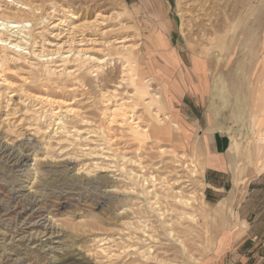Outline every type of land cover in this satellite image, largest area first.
Instances as JSON below:
<instances>
[{"label":"rangeland","instance_id":"obj_1","mask_svg":"<svg viewBox=\"0 0 264 264\" xmlns=\"http://www.w3.org/2000/svg\"><path fill=\"white\" fill-rule=\"evenodd\" d=\"M28 2L40 10L33 22L36 46L48 38L43 34L48 28L39 27L49 17V23L61 15L67 22L69 10L80 24L99 14L101 24L87 36L94 40L90 55L103 62L71 61L67 67L75 75L58 85L52 78L53 84L43 86L13 66L0 74V82L10 81L0 86V145L24 160L13 167L0 156V264H51L54 258L55 264H264V0ZM3 3L6 12L15 11L10 0ZM62 29L47 32L62 34ZM163 35L191 59L196 83ZM120 37L128 38V55L115 50ZM125 59L134 62L140 94L129 82L114 85ZM158 73L162 82L176 74L175 86L206 99L193 108L192 118L203 131L211 125L210 149L219 142L222 172L205 166L201 128L190 153L172 143L174 137L186 141L189 131L168 114L178 135L166 124L167 135L136 138L128 121L106 122L108 92L114 96L111 105L123 103L140 127L149 124L144 103L154 93L167 113L170 102L163 98ZM44 93L54 104L36 100ZM159 117L164 120L165 112ZM28 198L37 200L32 209ZM44 228L60 232L51 244L58 249L14 248L20 234L35 236Z\"/></svg>","mask_w":264,"mask_h":264},{"label":"bare ground","instance_id":"obj_2","mask_svg":"<svg viewBox=\"0 0 264 264\" xmlns=\"http://www.w3.org/2000/svg\"><path fill=\"white\" fill-rule=\"evenodd\" d=\"M1 1L2 0H0V2ZM10 3L13 6L16 5L15 11L6 12L5 10H6L7 6L3 8L4 3L0 4V74L4 73L6 70H7V72H9L8 70H12L10 68V66H13L14 69H16L19 72H22V76H23V74H26V75H28V77H30V79L34 80L36 83H40L43 86L44 85L48 86L49 84H53L52 78H54L56 81V82L53 81L54 84L58 85V84H61V81L63 80V78L73 77L75 75V71L70 70L67 67V65L71 61L73 63H76L77 64L76 66H83V63H85V62L102 64L103 59L99 60V58H95L94 56L90 55L89 52H91V50L93 48L92 49L89 48V45L93 44L94 40H93V38H90L92 34L90 35V37L87 36V34L91 30H94L96 27L99 26V24H101V23L97 22V20H99L98 19V17L100 16L99 14L95 13L96 16L92 15L93 17H95V18L92 17L94 19L92 21H85L84 20L85 17H84L83 18L84 22H82L80 24L74 23V22H77L74 20H78V18H77L78 16L75 17V15L71 13L72 11H69V10L66 11V13L69 17L67 22H66V19H64V16L61 15L60 18H57V17L54 18L55 23H54V21L49 23V21L53 18V16L49 17L50 18L49 21L46 19L48 22H46V24H43L39 28H43L44 30H45V28H48L47 31H50V30L58 31V30H61L62 28L61 29H59V28L61 26H63V27H65L64 30L62 29L63 33L61 34L60 32L55 33L54 31H52V32L46 31L43 34L48 33L47 34L48 38H46V39L42 38L41 44L36 46V44H37L36 41H35V43H33L35 38L33 37L32 33L34 31L33 30V22L35 20V17L37 16L36 14H38L37 12L40 11L37 8L38 5L37 6L32 5V3L28 2V0H10ZM51 4H52V2H51ZM8 6H10V5H8ZM56 6L54 3L52 4V10L54 9L53 10L54 12L56 9H58V8L55 9ZM7 10H8V8H7ZM9 10H12V9H9ZM67 15H65V16H67ZM65 18H67V17H65ZM63 19H64V21H63ZM65 23H66V25H64ZM74 32H77L76 33L77 35H75ZM127 39H128L127 37H125V38L120 37L119 39H116L114 41L115 45L119 44V47H118V45H117V47L114 45L116 47L115 50L117 51L118 54H121L123 56L129 54V51L127 49L128 46L125 45V42L127 41ZM229 40L231 41L230 38H229ZM95 43H97V42H95ZM108 45H109V43H108ZM128 48H130V47H128ZM105 58H107V57H105ZM125 60L122 62V64H121L122 66H120L122 68V73H123V75L121 76L122 78L120 77L121 80H119V82L115 83L114 85L116 86V89H117V87L119 88V86L127 84V82H129V84L131 86L135 87L133 93L134 94H140L142 92H141V90L138 89V85L136 83V80L138 79V75L135 73H132L135 70V69H133V65H134L133 63L134 62H131L130 60H128V61L127 60L125 61ZM22 67H25L26 69H24ZM104 67H105V65H104ZM120 67H119V69H120ZM92 68H94V67H92ZM103 68H102V70L104 71ZM94 69H96V68H94ZM76 71H77V69H76ZM88 73H90V71ZM93 76H95V75H93ZM9 82H7L6 79H3L0 82V86L2 83L4 84V86H8L10 84ZM76 82L78 84L82 83L81 80H77ZM149 86L150 85H147L145 88H149ZM111 90H113V89H111ZM115 91L116 90L111 91L112 94L116 93ZM47 93L42 94V96H40V95L38 96L36 94V96H35L36 100L41 101L42 103H47V104L48 103L52 104L53 102H55L54 99H52L51 96ZM242 94H243V92H242ZM102 95H104V93ZM107 97H108V99H106V101L103 100L104 102H107V105H109V107L108 106L104 107L105 108L104 115H106L107 119H108V120H106V122L108 121L109 123H115L117 118H121L122 122L120 121L119 123H120V125L124 126L122 123L125 122V124H126V121H128L129 123H131L130 127H131L132 136H134L136 138H142V137H145L148 133L152 132L155 137H162L163 135H165L168 132V131H166L165 128H163L164 125H166V124L171 125L172 131H174V133H176V135H178L177 132H179L180 128H179L178 124L172 123L171 121H169V117L166 113V107H165L166 103H165V101H162L160 99L161 98L160 94L154 93L152 95V97L150 98V101L144 103V105L147 107L145 108L143 116H145L146 119L149 120V124L145 127H140L139 121H137L135 118H133L134 116H133V114H131L132 113L131 111L130 112L125 111L126 106L123 103L111 105L112 103L110 101H111V99H113V101H114V96H112L110 94V92H108ZM241 98H243V97H241ZM124 100L126 101L128 99L124 98ZM129 100H131V99L129 98ZM240 101H241V99H240ZM243 101H241V102H243ZM62 103L65 104L66 102L65 103L62 102ZM127 103H129V102H127ZM154 105H157L156 106L157 108H156V111H153L154 112L153 113L152 110L150 111V110H148V108H149V106L153 107ZM59 106H61V105H59ZM104 106H105V103H104ZM71 110L72 109L70 108L69 111H71ZM162 112H165V119L164 120H161L159 117V113H162ZM214 120H215V118H214ZM167 121H168V123H167ZM126 125H128V124H126ZM250 128H252V127H250ZM0 146H1L0 147V156L5 155L6 160L8 162H10L13 167H19L21 164H23L24 160L19 155V152L16 153L12 148L8 149L9 147L7 148V146H4V145H0ZM227 152H228V154L230 153L229 150ZM1 159H2V157H1ZM191 173H196V172H194V170L193 171L191 170ZM27 202H28V204L26 206H28V207L30 206V208L32 209V206L36 204L37 200L35 198L34 199L28 198ZM186 204H187V202H186ZM16 233H17V231L15 233L12 232V234H16ZM12 234H11V236H12ZM54 236H56L58 238L61 237L60 232L55 231L53 229L47 230L46 228H44L43 231L39 232L35 236L31 235V234H29L27 236H22V234H20V238L18 239V244H17V246L15 245L14 248H16V247L19 248V246H23V245L25 247H28L31 245V247L33 246L32 248L36 249V251L43 250L44 248H48L49 251H55L58 248L57 247H53V248L51 247V244H53L52 240H53ZM0 238H3V237H0ZM41 238H44L45 240L43 239L44 241H42ZM3 247H5V245ZM18 248H16V249H18ZM69 256H71V255H69ZM71 257H73V255ZM54 259H52L51 264H55Z\"/></svg>","mask_w":264,"mask_h":264},{"label":"crops","instance_id":"obj_3","mask_svg":"<svg viewBox=\"0 0 264 264\" xmlns=\"http://www.w3.org/2000/svg\"><path fill=\"white\" fill-rule=\"evenodd\" d=\"M163 39H165L169 44V39L168 37H165L163 35ZM171 49L174 50L175 54L178 57L179 60V65H181V68H183L186 71V74H188L191 77L192 83L197 82V78L192 74V63L190 58H183V50L178 49V48H173V46L170 44L169 46ZM153 63L161 66L162 62L161 59L158 56L152 57ZM150 77V75H147ZM156 81L161 83L160 81L162 79L161 73L157 74ZM168 79L163 78V84L162 91L166 90V93H163V98L164 100H168L170 102V108L167 110V114L170 117V120L173 122H177L181 124L182 127L187 128L189 131V136L185 137L188 138L186 141H182L180 138L174 137L172 140V143L179 144V147L182 149L187 150L186 152L192 153V142L195 140V130L201 128V122L199 119H193L192 118V112L193 108L197 105L203 106V103L205 100H202L201 97H198L196 94L192 93L190 88H183L182 86H175L177 85V80L178 77L176 74L173 76H168ZM192 88V87H191ZM205 114H204V119L208 123V116H207V109H205ZM198 126V128H197ZM211 125H207V128H209ZM207 128L205 131L204 129L201 128L202 130V137L205 139L206 145L204 146L203 144V151L207 152L206 153V158H205V166L207 170H211L214 172H222V170L225 167L224 162L222 161V158L219 155L218 150H222L220 148H217V145H219L218 141L216 144H213V151L210 149V144H212V137H209L207 135ZM200 132V131H199ZM197 140L199 139L198 137L196 138ZM215 140V138L213 139ZM219 147V146H218ZM218 149V150H217ZM224 237V236H223ZM223 241L225 242L224 238ZM223 242V243H224Z\"/></svg>","mask_w":264,"mask_h":264}]
</instances>
